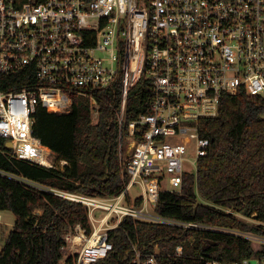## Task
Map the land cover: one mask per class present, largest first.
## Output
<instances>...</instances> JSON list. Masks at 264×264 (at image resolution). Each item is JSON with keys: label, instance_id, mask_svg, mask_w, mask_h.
<instances>
[{"label": "built area", "instance_id": "obj_1", "mask_svg": "<svg viewBox=\"0 0 264 264\" xmlns=\"http://www.w3.org/2000/svg\"><path fill=\"white\" fill-rule=\"evenodd\" d=\"M141 79L153 94L149 112L130 122L120 143L127 175L121 193L49 189L88 209L92 231L78 223L65 233L64 252L77 264L105 258L113 248L109 230L126 216L218 229L159 217L154 207L162 191H181L184 175L197 173L211 144L200 120L219 115L224 94L259 97L264 118V0H0V136L13 142L17 158L63 168L68 161L59 159L60 167L55 152L34 134L38 106L69 112L83 97L97 120L105 92L121 82L123 123L129 92ZM136 185L142 194L133 198ZM140 255L139 264H158L155 255ZM252 260L264 264V257L206 264Z\"/></svg>", "mask_w": 264, "mask_h": 264}, {"label": "trees", "instance_id": "obj_2", "mask_svg": "<svg viewBox=\"0 0 264 264\" xmlns=\"http://www.w3.org/2000/svg\"><path fill=\"white\" fill-rule=\"evenodd\" d=\"M152 94L145 79L132 87L123 123L121 82L105 92L97 120L89 100L83 97L76 98L69 112L38 106L34 134L59 159L68 161L63 168L17 158L6 145L7 139L0 136V210L16 215L0 251V264H77L75 256L64 252L65 233L78 223L92 231L88 209L49 189L92 196L120 194L127 180L122 172L120 143L129 135L130 122L149 112ZM262 109L259 97L243 91L224 94L219 115L200 120L201 134L210 138L211 144L208 154L198 160L197 173L184 175L181 191H162L154 207L159 217L218 229L126 216L109 230L112 250L90 264H139L138 251L142 260L155 255L158 264H206L210 259L233 263L264 257V244L256 246L252 238L222 230L264 237ZM142 128L137 126V139ZM15 176L47 189L30 188Z\"/></svg>", "mask_w": 264, "mask_h": 264}, {"label": "rangeland", "instance_id": "obj_3", "mask_svg": "<svg viewBox=\"0 0 264 264\" xmlns=\"http://www.w3.org/2000/svg\"><path fill=\"white\" fill-rule=\"evenodd\" d=\"M101 56L106 57L108 56V54L106 52L104 53H100ZM131 152V144L129 145H125L124 146V154L127 156V153ZM188 157H193L192 154L187 153ZM52 159L57 162V164L62 167V164L59 161V158L57 157V155L54 153L52 155ZM15 178H17L18 180H20L21 182H23L26 186L30 187V188H44L47 189V187H44L43 185L36 183L34 181H30L27 180L23 177H19V176H15ZM166 187H168L166 185ZM130 195L135 198L139 195L142 194V189L139 185L134 186L131 190H130ZM37 213H40V211H38ZM98 213L100 215H103V211H98ZM239 215V214H238ZM240 217V216H239ZM247 220H250L252 223H258V221L256 220H251L250 218H245ZM16 221V215L11 211V210H0V251L4 246L5 243V237L7 236V234L9 233V231L13 228V225L15 224ZM94 227V226H93ZM255 241V245L259 246L261 244H264V237L258 236V235H254L252 238ZM251 264H257L256 260H252L250 261Z\"/></svg>", "mask_w": 264, "mask_h": 264}, {"label": "water", "instance_id": "obj_4", "mask_svg": "<svg viewBox=\"0 0 264 264\" xmlns=\"http://www.w3.org/2000/svg\"><path fill=\"white\" fill-rule=\"evenodd\" d=\"M6 145L10 148H13V142L10 140H7Z\"/></svg>", "mask_w": 264, "mask_h": 264}, {"label": "bare ground", "instance_id": "obj_5", "mask_svg": "<svg viewBox=\"0 0 264 264\" xmlns=\"http://www.w3.org/2000/svg\"><path fill=\"white\" fill-rule=\"evenodd\" d=\"M254 223V222H253ZM256 224V223H255ZM261 224V223H260ZM232 263V262H231Z\"/></svg>", "mask_w": 264, "mask_h": 264}]
</instances>
